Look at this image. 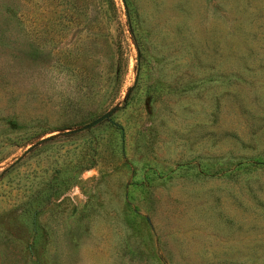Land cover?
I'll return each instance as SVG.
<instances>
[{"label":"rangeland","instance_id":"1","mask_svg":"<svg viewBox=\"0 0 264 264\" xmlns=\"http://www.w3.org/2000/svg\"><path fill=\"white\" fill-rule=\"evenodd\" d=\"M0 264H264V0H0Z\"/></svg>","mask_w":264,"mask_h":264},{"label":"water","instance_id":"2","mask_svg":"<svg viewBox=\"0 0 264 264\" xmlns=\"http://www.w3.org/2000/svg\"><path fill=\"white\" fill-rule=\"evenodd\" d=\"M113 111H114V109H112L111 111L105 113L104 115H102L98 119L94 120L90 124H87L86 126H84V129H89V128L97 125L98 123L102 122L103 120L107 119L113 113Z\"/></svg>","mask_w":264,"mask_h":264}]
</instances>
